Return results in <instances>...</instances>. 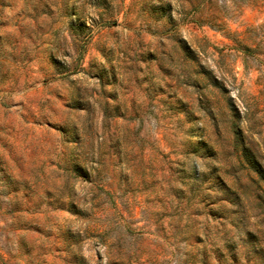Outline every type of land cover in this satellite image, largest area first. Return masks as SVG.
<instances>
[{
  "label": "rangeland",
  "instance_id": "rangeland-1",
  "mask_svg": "<svg viewBox=\"0 0 264 264\" xmlns=\"http://www.w3.org/2000/svg\"><path fill=\"white\" fill-rule=\"evenodd\" d=\"M264 0H0V264H264Z\"/></svg>",
  "mask_w": 264,
  "mask_h": 264
},
{
  "label": "trees",
  "instance_id": "trees-1",
  "mask_svg": "<svg viewBox=\"0 0 264 264\" xmlns=\"http://www.w3.org/2000/svg\"><path fill=\"white\" fill-rule=\"evenodd\" d=\"M256 172H257L258 177L264 181V173L260 171L259 169H257Z\"/></svg>",
  "mask_w": 264,
  "mask_h": 264
}]
</instances>
